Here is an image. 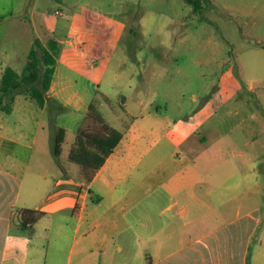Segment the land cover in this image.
<instances>
[{"label": "crops", "instance_id": "obj_1", "mask_svg": "<svg viewBox=\"0 0 264 264\" xmlns=\"http://www.w3.org/2000/svg\"><path fill=\"white\" fill-rule=\"evenodd\" d=\"M67 25L58 40L46 103L41 106L22 93L10 111L0 108V264H63V248L74 264H264V189L257 183L256 201L230 196L243 193L246 174L254 175L259 160L247 156L252 164L246 172L230 168L222 151L228 132L221 122L187 125L191 130L171 150L155 151L164 140L160 127L149 139L134 120L122 129L120 143L90 182L80 165L72 169L62 161V170L54 154L58 129H66L61 159L67 146L69 161L93 103L76 88L74 73L91 68L89 56L99 58L77 47L79 40L96 41L77 34L70 38L69 32L79 30ZM35 40L17 54L23 66ZM3 61L0 77L9 66ZM64 111L70 114L62 123ZM192 136L214 142L220 151L197 149V141L189 142ZM69 193L75 195L71 206ZM28 208L41 211L32 227L22 223ZM70 212L75 217L71 238L66 230Z\"/></svg>", "mask_w": 264, "mask_h": 264}, {"label": "rangeland", "instance_id": "obj_2", "mask_svg": "<svg viewBox=\"0 0 264 264\" xmlns=\"http://www.w3.org/2000/svg\"><path fill=\"white\" fill-rule=\"evenodd\" d=\"M67 24L79 30L70 38L96 41H78L79 50L99 58L89 56L91 68L75 71V86L112 124L124 130L137 120V131L149 139L160 127L164 140L155 151H168L189 125L221 122L230 168L246 172L252 164L247 156L259 160L255 176L246 174L243 193L230 196L257 200V183L264 189V0H202L199 9L189 0H0L3 65L24 68L17 54L28 50L30 40H59ZM61 114L65 123L70 112ZM171 120L176 124L169 126ZM189 139L199 150L220 151L212 141ZM66 151L62 161L79 167ZM74 197L69 193L70 206ZM74 229L70 212V238ZM67 249L59 259L74 264Z\"/></svg>", "mask_w": 264, "mask_h": 264}, {"label": "trees", "instance_id": "obj_3", "mask_svg": "<svg viewBox=\"0 0 264 264\" xmlns=\"http://www.w3.org/2000/svg\"><path fill=\"white\" fill-rule=\"evenodd\" d=\"M189 2L198 9L202 6V0H189ZM60 48L57 39L52 38L45 44L38 38L28 54L27 63L22 71L10 65L5 68L0 77L1 109L10 111L16 96L22 93L30 95L41 106L46 103ZM65 133L66 129L59 127L54 143V154L62 170L64 167L61 153ZM123 136V130L110 124L93 102L88 107L77 132L68 159L86 170V181L90 182L93 175L115 151ZM40 214L41 211L36 209H24L22 223L32 227Z\"/></svg>", "mask_w": 264, "mask_h": 264}, {"label": "built area", "instance_id": "obj_4", "mask_svg": "<svg viewBox=\"0 0 264 264\" xmlns=\"http://www.w3.org/2000/svg\"><path fill=\"white\" fill-rule=\"evenodd\" d=\"M58 13H60V10H57Z\"/></svg>", "mask_w": 264, "mask_h": 264}]
</instances>
